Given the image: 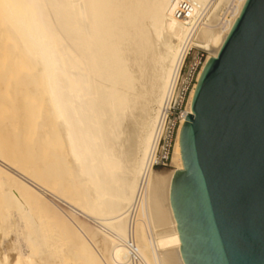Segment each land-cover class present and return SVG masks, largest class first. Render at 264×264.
Masks as SVG:
<instances>
[{"label":"bare ground","instance_id":"bare-ground-1","mask_svg":"<svg viewBox=\"0 0 264 264\" xmlns=\"http://www.w3.org/2000/svg\"><path fill=\"white\" fill-rule=\"evenodd\" d=\"M175 1L0 0V32L9 35L0 40L14 42L2 46L0 41V54L8 59L0 82L3 89L10 82L16 101L11 104L15 116L0 120L7 140L0 143V161L21 176L0 167V234L10 230L15 237L8 248L18 250L9 257L12 248L0 240V264H64L69 255L79 257H70L77 259L74 264H133L127 247L129 212L185 37L173 18ZM191 1L199 11L212 0ZM223 1H217L218 9ZM233 2L231 18L224 21L214 7L200 33L197 44L209 56L198 81L208 61L218 57L247 0ZM197 85L187 116L193 114ZM0 92L1 104L6 95ZM186 118L178 132L174 170H155L139 201L134 239L141 264H185L171 187L175 171L184 170L180 137ZM30 125L37 128L31 145L23 139ZM42 189L71 207L53 205ZM64 245H70L68 250Z\"/></svg>","mask_w":264,"mask_h":264},{"label":"water","instance_id":"water-1","mask_svg":"<svg viewBox=\"0 0 264 264\" xmlns=\"http://www.w3.org/2000/svg\"><path fill=\"white\" fill-rule=\"evenodd\" d=\"M184 123L171 206L185 264H264V0H247Z\"/></svg>","mask_w":264,"mask_h":264},{"label":"built area","instance_id":"built-area-1","mask_svg":"<svg viewBox=\"0 0 264 264\" xmlns=\"http://www.w3.org/2000/svg\"><path fill=\"white\" fill-rule=\"evenodd\" d=\"M216 0L209 1L199 11L191 0L174 2L173 18L185 29V37L179 47V60L173 83L168 88L158 112L153 138L139 181V190L129 214V238L127 247L133 264L140 263L134 239V221L139 201L150 183L152 174L159 168L168 167L174 155L178 132L188 114L190 96L198 82L209 53L197 44L202 29L212 17ZM232 8L235 2L231 3ZM221 7V6H219Z\"/></svg>","mask_w":264,"mask_h":264},{"label":"rangeland","instance_id":"rangeland-1","mask_svg":"<svg viewBox=\"0 0 264 264\" xmlns=\"http://www.w3.org/2000/svg\"><path fill=\"white\" fill-rule=\"evenodd\" d=\"M217 1L219 2V0H216V1H215L216 4L218 3ZM230 1H232V3H233V0H228V1H227V0H224L223 3H221V7H222V5L224 4V8L222 7L221 9H218L217 6H215V5L213 6V8L216 7L217 10H218V11H217V16H219V15L221 14L220 16L222 17V19H223L224 21H225L226 19L228 20L229 18H231V15H230V14H231L233 8H232V4H231ZM224 2H226V3H224ZM228 2L230 3L229 5H228ZM225 6H226V7H225ZM216 8H215V9H216ZM219 8H220V7H219ZM222 9H223V10H222ZM221 10H222V11H221ZM230 11H231V12H230ZM218 12H219V13H218ZM220 12H221V13H220ZM221 17H219V20H218V21H220V22L223 21L222 19L220 20ZM223 17H224V18H223ZM224 21H223V22H224ZM220 22H219V23H220ZM1 30L3 31V29H0V31H1ZM2 33H3V32H0V35H1ZM4 34H5V36L8 35L7 33H4ZM4 34H2L0 37L2 38ZM8 36H9V35H8ZM1 38H0V39H1ZM6 38H7V39H5L4 42L1 41V40H4V39H1V40H0V41L2 42V44L4 43L3 45H2V44H0V45H2V46H6V44H7V46H8V45L10 44L9 46H11L14 42H13V41H12L13 43L11 42V38H10V39H9L8 37H6ZM8 39H9V40H8ZM7 40H8L9 42H11V43H9ZM6 41H7L8 43H7ZM5 43H6V44H5ZM2 46H0V47H2ZM0 55H4V54H3V51H2V54H0ZM4 56H5V55H4ZM4 56H3V57L0 56V58H2V60H3V61H2V60L0 59V64L2 65V62H4L3 65H2V67L0 66V73H2V71L5 72L6 69L8 68V67L6 66V65L8 64V59H7L6 56H5V59H4ZM6 59H7V60H6ZM6 63H7V64H6ZM1 68H3V70H2ZM10 80L13 81V87H14V80H15V79H12V78H11ZM1 82H2V81H1ZM1 82H0V84H1V85H0V86H1L0 89H1V91L3 92L2 94H3V95H6V96H4V97H5V101H4V103H3V100H1L2 103L0 104V111H1V112H0V115H1V116L3 115V116H2V117L0 116V120H1V118H2V119H3L4 117L6 118V116H7V117H10V116L13 115L12 117H14L15 114H16V112L14 111V108L12 107V105H14V104L16 103V101H14L15 98L13 99V97H12V93L9 92V91L11 90V88H12V85H11L10 82L8 81V83L6 82V85L4 86V89H3V88H2V87H3V84H2ZM11 83H12V82H11ZM8 84H9V85H8ZM10 86H11V87H10ZM5 87H6V88H5ZM8 89H10V90H8ZM4 90H5V92H4ZM12 90H13V89H12ZM12 90H11V92H12ZM6 91H8L9 93L6 92ZM0 93H1V92H0ZM5 93H6V94H5ZM2 94H1V95H2ZM10 94H11V95H10ZM13 94H15V93L13 92ZM7 95H8V96H7ZM9 95H10L11 97H10ZM13 96H14V95H13ZM11 98H12L13 100H12ZM6 100H7V101H6ZM5 102H6V103H5ZM13 102H14V103H13ZM35 102H36V101H35ZM8 103H9V104H8ZM11 104H12V105H11ZM34 104H36V103H34ZM5 105H7V106H5ZM1 106H2V107H1ZM3 106L6 107L5 109H6L7 111H6L5 109H3V108H4ZM35 106H36V105H35ZM1 108H2V109H1ZM42 108H43V107L41 106V109H42ZM9 109H10V110H9ZM12 110H13V111H12ZM4 112H5V113H4ZM9 112H10V113H9ZM1 113H2V114H1ZM8 113H9V114H8ZM13 113H15V114H13ZM8 115H9V116H8ZM27 121H29V120H27ZM32 121H33V120H32ZM30 123H32L31 120H30ZM16 127H17V128H16ZM30 127H31V125L29 126V128H28V126H27L28 129H25L26 131H24L25 134H23V139L25 138L24 141L26 140V141H25V143L27 142L26 144H30V145H31V143H33V140H34L35 137H36V131H37L36 129H37V128H34L33 125H32L31 128H30ZM13 128H15V130L13 129V132L15 131V133H17V131H19V130H18V125L13 126ZM29 130H30V132H29ZM31 130H33V131H31ZM34 132H35V133H34ZM30 134H31V135H30ZM0 135H1V136H0V138H1L0 143L3 142L2 144L5 145V143L7 142V140H5V138L2 136V134H0ZM2 137L4 138L3 141H2V139H3ZM30 137H31V138H30ZM29 138H30V140H28ZM31 139H33V140L31 141ZM5 141H6V142H5ZM7 152H8V151H7ZM9 152H10V150H9ZM9 155L11 156V158L13 157V153H12V151H11V153H9ZM2 164H3V163L0 161V167H2L3 169H5V170H6L7 168H8L9 170L11 169L9 166H6L5 164H3V165H5L6 167H5V166H2ZM172 164H173V163H172V161H171V163L169 164L168 167H165V168H159V169L156 170V171H157V172H169V171H172V170H174V166H173ZM8 169H7V170H8ZM10 171H12V172L14 173V176H17L16 178L20 179L21 176H20V174H19L17 171H15V170H13V169H11ZM30 183H32V182H30ZM41 191L44 192L45 190L42 189ZM44 193H45L46 197L49 198V200H50L51 202L53 201V202H52L53 205H55V206L58 205L59 207H62V208L64 207L65 209H69V207H71L70 204H69L68 202H66V201L64 202V201L62 200V198H60L61 196H60V197L55 196V195H54V192H53V194H52V193H50L49 191L46 190V192H44ZM47 193H48V194H47ZM50 194H52V195H50ZM57 195H58V194H57ZM53 197H54V198H53ZM51 199H52V200H51ZM58 200H59V201H58ZM61 202H63V203H61ZM54 203H56V204H54ZM64 204H66V205H64ZM68 206H69V207H68ZM31 209H32V208H31ZM33 210L36 211L37 209L35 210V208H34ZM33 210H31V211H33ZM75 210H77V209H75ZM36 212H37V211H36ZM77 212H78V211H77ZM26 213H27V212H26ZM32 213H33V212H32ZM35 214H36V213L34 212V215H35ZM78 214L81 215L82 217L84 216L83 219H85V220H90L89 217H87L86 215H84V214H83V215L80 214V211L77 213V215H78ZM35 216H37V215H35ZM13 218L15 219V218H18V217H14V216H13ZM87 218H88V219H87ZM14 219H13V220H14ZM15 220H16V219H15ZM7 231H8V230H7ZM9 231H10V230H9ZM9 231H8V232H9ZM8 232H5V234H4V232H3V233L1 232V234H0V235L4 234L5 237H6V238H4V235L2 236L3 238L0 237V240L4 239V241H3V240L1 241L2 243H4L3 246H5L6 243H9V244H7L8 246H7V245L5 246L6 248H8L11 244H13V242H14V239H13V238L15 237V235H14L11 231H10V233H8ZM7 233H8V234H7ZM9 234H10V235H9ZM11 234H13V235H11ZM6 235H8V236H6ZM5 241H6V242H5ZM9 241L11 242V244H10ZM2 243H1V244H2ZM63 243H64V242H63ZM65 243H66V242H65ZM66 245H67V244H66ZM66 245H64V248H65V249H67V247L70 246V245H68V246H66ZM14 247H15V246L10 247V248H12V249L8 248V250L10 249V250L8 251V253H7V255H8L9 257L12 256V255L15 256V254L17 253L18 250H16V249L13 250ZM16 247H17V245H16ZM64 248H63V251H62V252H64ZM69 248H70V247H69ZM67 250H68V249H67ZM12 251H13V252H12ZM14 251H16V253H15ZM27 252H28V253H27ZM29 252L32 254L31 250H30V249H29V250L27 249V250H26V254H27V256H33V255H31ZM9 253H10V254H9ZM12 253H13V254H12ZM14 253H15V254H14ZM29 254H30V255H29ZM35 254H36V253H34V255H35ZM37 255H38V254H37ZM37 255L34 256V258H36ZM16 256H17V254H16ZM16 256H15V257H16ZM27 256H26V257H27ZM60 256H61V255H60ZM67 256H68V255L64 256V259H65ZM61 257H62L61 259L63 260V256H61ZM70 257H71V255H69V257L67 258L69 261L71 260V258H72V259H73V258L75 259V257H77V255H76L75 257H74V255H73L71 258H70ZM34 258H33V260H37V259H34ZM69 258H70V259H69ZM78 258H79V257H77V259H78ZM61 259H60L59 262H61ZM67 259H65V262L63 261L64 264L67 262V261H66ZM77 259H76V260H77ZM38 260H39V259H38ZM76 260H71V261H70V262H71L70 264H74V262H76ZM79 260H80V259H79ZM69 261H68L66 264H69ZM72 261H74V262H72ZM81 261H82V260H81ZM81 261H80L79 263H77V264H82L83 261H82V262H81ZM61 263H62V262H61ZM83 264H85V262H83ZM138 264H141V262L138 263Z\"/></svg>","mask_w":264,"mask_h":264}]
</instances>
